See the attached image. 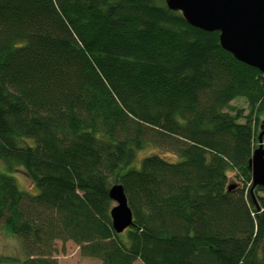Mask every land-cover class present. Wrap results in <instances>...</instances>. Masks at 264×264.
I'll list each match as a JSON object with an SVG mask.
<instances>
[{
  "label": "trees",
  "instance_id": "obj_1",
  "mask_svg": "<svg viewBox=\"0 0 264 264\" xmlns=\"http://www.w3.org/2000/svg\"><path fill=\"white\" fill-rule=\"evenodd\" d=\"M262 117L264 73L165 0H0V161L37 189L0 172V225L25 253L0 264H60L58 241L97 264H264ZM149 145L176 158L136 165Z\"/></svg>",
  "mask_w": 264,
  "mask_h": 264
},
{
  "label": "water",
  "instance_id": "obj_2",
  "mask_svg": "<svg viewBox=\"0 0 264 264\" xmlns=\"http://www.w3.org/2000/svg\"><path fill=\"white\" fill-rule=\"evenodd\" d=\"M167 6L182 13L192 26L205 31H219L222 47L239 61L264 73V0H165ZM258 146L249 161L253 188L264 187V123ZM233 185L229 186L231 189ZM114 204L110 215L113 228L123 232L134 224L133 212L123 184L111 186Z\"/></svg>",
  "mask_w": 264,
  "mask_h": 264
},
{
  "label": "rangeland",
  "instance_id": "obj_3",
  "mask_svg": "<svg viewBox=\"0 0 264 264\" xmlns=\"http://www.w3.org/2000/svg\"><path fill=\"white\" fill-rule=\"evenodd\" d=\"M232 104L239 108L244 109L245 112H248V107L245 99L243 98L235 99L232 102ZM262 123H264V117L260 119V124L258 128L259 131H261ZM152 153H158L170 160L176 158L175 154L167 148H161L154 145H149L138 153L136 165L139 164V161L144 156ZM0 172H5L14 176L17 180L19 187L24 191L31 194L37 192L34 183L26 174L23 168L18 167L13 169L11 172H8L5 167V164L2 161H0ZM229 185H235L237 187H241L242 182L234 178L233 174L230 173ZM0 256L11 257L20 260L25 258L24 248L21 240L15 237L2 225H0ZM55 258L60 264H97L99 262L98 259L81 255L79 246L72 241H67L65 243L58 241L56 245ZM135 264H143V263L141 261H137Z\"/></svg>",
  "mask_w": 264,
  "mask_h": 264
}]
</instances>
